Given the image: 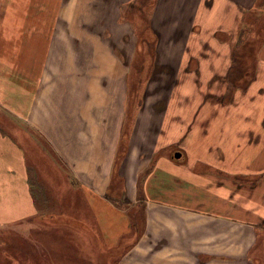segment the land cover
<instances>
[{
    "label": "crops",
    "instance_id": "1",
    "mask_svg": "<svg viewBox=\"0 0 264 264\" xmlns=\"http://www.w3.org/2000/svg\"><path fill=\"white\" fill-rule=\"evenodd\" d=\"M50 1L47 0L48 3ZM132 2L133 0L69 2V9L78 11L77 18L74 19L71 15L68 20L65 17L61 19L65 21L66 32L71 34V42H75L78 53L81 52L79 67L82 72L79 76V96L67 97L66 93H62L66 106L64 114L50 115V109L53 113V108L46 107L47 119L43 112L42 115H35L38 108L42 106L43 109L47 105V102L45 106L36 102L39 88L44 83V73L42 76L40 73L45 62L39 72L36 68L30 70L29 65L26 66L25 63L21 66L25 82H31V85H34L33 90L35 89L32 94L34 97L32 112L29 115H22V121L46 137L54 155L61 159L60 165L68 171L67 175H70L72 185L77 187L73 189V193L80 190L83 193L81 201L75 198L73 205L78 209L77 202H85V209L88 212L82 211L83 206L79 211L75 209L62 211L69 217L73 212H81L82 218L77 226L71 221L68 223L64 220L62 222L68 224L60 226L54 223L52 228L47 226L48 230L30 227L29 221L38 220L43 215L36 193L37 188L35 191L32 179L35 176L31 171V169L36 171L33 167L40 170V163L31 159V153L28 154L24 145L20 146L9 133L0 130V229L17 230L24 235L29 228H33L39 236L38 240L33 239V250L37 246L38 251H46L48 261L52 264L55 263V257L58 260L64 258L76 260L72 261V264H81L79 261L82 256L76 252L77 244L56 239L61 230L63 231L60 233L67 234L69 238L74 237L73 234L81 238L84 234L87 238L86 249L93 251L95 255L101 251L102 256L105 251H115L122 238H127L126 254L117 259L111 257L110 262L106 264H264V231L253 220V216L259 217L264 214V209L260 211L253 201L241 199L238 206L237 204L229 206L236 196L226 187V183L220 182L223 183L221 185L210 183L208 178L200 174L191 176L192 173L184 171L180 163L168 161L172 147L179 142L180 145L183 144L184 138L196 136L198 132L193 128L194 123L207 119L204 116L199 117L201 107L208 100L207 95L202 97L198 92L199 81H196L194 76V64H197L198 72L206 75L204 79L202 74L197 77L203 79L202 87L206 85L208 89L215 88L212 83L216 81L214 75L217 67L211 59L231 57V50L226 52L217 47L218 40L215 35L229 32L231 30L229 23L236 21V15L242 14L241 9H246L247 3L242 4L243 1L239 0L236 13L227 0H156L149 18L151 38L156 43L154 55L156 62L165 71L169 69L171 73L176 74L181 71L184 64L186 67L193 65L191 67L193 72L187 70L186 73L190 76L181 84L182 89L190 91L181 94L193 106L190 111L194 112L192 116L190 114L185 116L183 107L178 105V100L182 97L177 98L175 95L167 100L169 111L166 108L161 109L159 104L164 101L161 100L158 103L156 101L154 106V112L157 114H152L148 109L150 102H147L143 112L137 115L132 129L128 131L127 140L126 137L123 139V136L127 124L130 62H123L117 50L118 46L112 44L114 35L112 28L121 25V12L123 13V9ZM47 7L54 11L57 9L59 18L66 9L62 8L63 2L53 8ZM105 9L107 11L112 9L113 17L117 12L116 20L113 17L111 21L105 20L103 14L99 13ZM209 12H213V17L206 21L205 16ZM39 19L40 17L36 21L37 24ZM51 24L54 29L56 26L54 17ZM130 31L132 40L135 32L132 27ZM53 40L54 37H51L46 58L50 56ZM205 41L208 42L209 48L205 47ZM135 51L133 44V55ZM18 56L28 57L27 50L21 49ZM210 60L213 64L209 63ZM78 73H74L77 74L74 76V82H66L74 85L68 86L64 83L63 89L71 90L77 87ZM177 80L174 85L178 84ZM56 90L59 91L61 88H54L53 96L56 95ZM104 111L107 114L97 115V112ZM220 116L221 114L212 116L211 121L217 119L214 123V133L208 132L204 135L205 138L212 140L231 131L229 118ZM46 120L48 123L52 122L48 128L43 125ZM80 122L85 124L86 129L78 125ZM198 126L201 128L204 125L202 123ZM258 126L262 127L261 124ZM220 127L222 132L218 135ZM223 147L227 160L230 161L231 152H228L225 145ZM223 147H213L203 153H213L212 158H215V154L223 150ZM248 148L240 152L242 160L240 169H233L232 163L225 160L226 157L223 162L214 161L213 164L220 165L218 167L222 171H257L251 156L255 150ZM247 150L251 152H246ZM161 151L164 152L160 158ZM177 153L181 152H175L174 156ZM181 158L182 156L176 159ZM256 158L257 156L253 159ZM194 164V161L187 162V165ZM56 165L57 163L53 164L55 168ZM136 173L144 179L142 182L144 196L139 200L136 194L131 199L130 192L115 188L119 184L124 187L123 181L135 186ZM189 178L190 183L186 184ZM118 181L121 183L117 184ZM198 186L209 198L205 200L194 198L200 195L192 193V189ZM68 190L69 188H65V191ZM115 192L117 194L120 192V195ZM119 196L124 202L132 200L146 204V209L143 210L144 228L142 233L138 234V238L134 237L135 232L133 233L131 229L134 223L131 220L133 216L129 213L130 208L118 202ZM208 199L215 203L211 205ZM184 202L192 203L187 205ZM229 212L231 213L228 214ZM236 214L240 215V218ZM56 215L59 214L55 212L47 214L48 218L60 222L58 218L62 217V214L58 218H55ZM231 227L236 228L237 232L233 234ZM41 233L43 238H40ZM132 236L133 239L130 240L129 237ZM40 239L45 241L41 242ZM89 241H92V245ZM80 248L82 247L79 246L78 249L81 250ZM102 256L100 254L95 256L93 260L95 263L91 261L92 264L99 263Z\"/></svg>",
    "mask_w": 264,
    "mask_h": 264
},
{
    "label": "rangeland",
    "instance_id": "2",
    "mask_svg": "<svg viewBox=\"0 0 264 264\" xmlns=\"http://www.w3.org/2000/svg\"><path fill=\"white\" fill-rule=\"evenodd\" d=\"M227 1L238 13L239 0ZM242 1V4L247 3V8H242V14L236 15V21L229 23L231 30L229 32L216 33L215 35L216 40H218L216 43L217 47L226 52L231 50V57L227 56L219 58V60L217 58L211 59L216 63L217 67L214 75L216 81L212 83L215 88L208 89L206 85L204 88L202 87V80L206 75L198 72V66L196 63L194 64V76L196 81H199L198 92L202 97L207 95L208 100L201 107L199 117L204 116L207 119L194 123L193 128L198 132L196 136L190 139L189 137L184 138L183 144L180 145L179 142L172 147L173 150L168 157V161L180 163L184 171L192 173L191 176L200 174L208 178L210 183H226V187L236 196L229 206L235 204L238 206L240 199L251 200L262 211L264 209V0ZM62 2V8L66 9L65 13L59 18L57 9L54 11L53 9H48L47 6L53 8ZM69 2L71 0H60L59 3L58 0H51L50 3L47 0H0V130L9 133L20 146L21 144L24 145L28 154L29 152L31 153V159L40 163V170L36 167H33L36 171L31 169L35 176L34 178L32 177L35 191L37 188L36 193L39 196V204L41 209H43V215L38 220L28 222V225L30 223L31 225L29 226L34 229L48 230L49 227L52 228L51 226L56 223L64 226L70 221L77 226L82 218L81 212H70L72 215L69 217L68 215L65 216L62 211L77 210V207L73 205L75 204L73 200L76 198L81 201L83 193L81 190L75 194L73 193V189L77 187L72 185L71 177L67 175L69 174L67 173L68 171L63 165H60L62 161L54 155L51 150L52 146L46 137L31 128L27 122L22 121V115H29L32 112L31 105L34 101L32 94L35 91L31 82H25L21 68L24 63L26 66L29 65L30 70L36 68L37 72H39L45 62L40 73L41 76L44 73V83L39 88V92H41H38L39 95L37 96L38 98L36 97V102L42 103L43 106L47 102V105L43 109L42 106L38 108L35 115H42L43 112L46 114L45 117L47 119L46 107L53 108V113H51L52 109H50V115H62L66 108L62 93H66L67 97L79 96V76L82 72L79 67L81 52L78 53L76 43L71 42V34L66 32L65 21L61 19V17L63 19L65 17L68 20L71 15L72 18H77L76 14L78 11L70 10ZM155 4L156 0H133L132 3H129L123 9V13L121 12V25L112 28L114 29L112 44L118 46L117 50L122 61L130 62L127 90V124L125 135L123 136V139L126 137L127 140L129 139L128 131L132 129L137 115L143 112L147 102H150L148 109H150L151 113L157 114L154 112L156 101L158 103L164 100L159 106L161 109H168L167 100L170 96L175 95L177 98L182 97V99L178 100V105L183 107L185 116L188 114L192 116L194 112L190 111L193 106L181 94L182 92L187 93L190 91L186 88L182 89L181 84L190 76L186 73L187 70H191L190 73L193 72L191 69L193 65L186 67L184 64L181 71L176 74L174 72L171 73L169 69L165 71L156 62L154 56L156 43L152 40L149 29V18ZM87 13L89 15L90 10ZM99 13L100 15L103 14L105 20L109 19L111 21L113 17L112 9L108 11L106 9L100 10ZM212 13H207V16H205L206 21L213 17ZM39 17V23L37 24L36 21ZM53 17L56 19L54 29L52 28L53 24H51L53 23ZM116 17L117 12L113 18L116 20ZM42 23L45 25H40ZM131 27L135 32V41L130 39L132 35ZM222 28L224 29V27ZM51 37H54L53 45L49 58H46L51 45ZM133 44H135L136 48L134 55ZM208 45V42L205 41V47L209 48ZM21 49L27 50L28 57L18 56ZM88 60L90 61V58ZM211 60L209 63L213 64ZM74 73L79 74L76 77L77 87L71 90L63 89L64 83L68 86L74 85L66 83L67 81L74 82V76L77 75ZM200 74H202L203 79L197 78L200 77ZM176 80L178 84L174 85ZM56 87L58 89L61 88V90H56V95L53 96L52 91ZM104 114L107 113L105 111L104 113L97 112L99 116ZM219 114H221L220 117H227L231 120L229 140H231L232 134L235 133L238 139L245 140V145L249 147L248 149L255 150V153L251 156L253 158L257 156L256 159L252 158V162L256 164L257 171H222L218 167L220 165L217 164L218 166H215L213 164L214 161L217 163L223 162L227 156L221 143L222 136L215 137L212 140L204 137L208 132L210 134L214 133V123L217 119L214 121H211V119ZM209 116H211L210 119ZM45 122L42 123L46 128L52 124V122L48 123L47 120ZM202 123L204 126L199 128L198 124ZM258 124H261L262 127L260 128ZM78 125L86 129L83 122L78 123ZM219 132H222V127L218 131V135L221 134ZM219 146L223 147V150L216 153L215 158H212L213 153H203L205 150L209 151L213 147ZM225 146L228 152H231L229 154L230 160L234 161L232 168L240 169L241 154H238L235 149H240L241 146H232V144H225ZM215 151L218 152L217 150ZM163 152L161 151L160 158L163 157ZM175 152L182 153L181 160L176 159L174 156ZM246 152L251 151L247 150ZM247 154L250 156L249 153ZM225 160L227 161V157ZM193 161L195 162L194 166L187 165V162L191 163ZM208 161L212 162L208 163ZM55 163H57L56 168L53 166ZM143 180V177H139L136 173L135 186L123 181L124 187L119 184L115 188L116 190L120 188L123 192H130L131 196L130 194L129 196L131 199L134 198V194L137 195V200L143 199ZM190 180V178L187 179L185 183H190ZM118 183L121 182L118 181ZM65 188H69V190L65 191ZM75 190L77 191V189ZM115 193L117 194V192ZM192 193L200 194L195 196V199L205 200L209 198L199 186L192 189ZM117 195H120V192ZM119 198L118 202L121 205L130 208L129 213L133 216L131 220L134 223L131 225V229H133V233L135 232L134 237L138 238V234L142 233L144 228L143 210L145 211L146 204L144 202H133L130 199L129 202H124L123 198L120 196ZM208 200L211 205L215 203L211 199ZM184 203L191 205L192 202ZM77 204L78 211L83 206L82 211L88 212L85 209V202H77ZM53 212L59 215L62 214V217H59V215L55 216V218L59 217L60 222L48 218L47 214H53ZM233 216L234 214L231 215V217ZM238 218H240V215ZM64 220L68 223L62 222ZM253 220L264 231V214L259 217L253 216ZM33 228H29L24 232V235L17 230L0 229V264H52L48 261L49 258L46 251H38L37 246L33 250V239L38 240L37 238H39ZM57 230L60 231V229ZM230 230L233 234L237 232L234 227H231ZM60 232L57 234L58 237L56 239L60 238L61 240L77 244L76 252L77 254L81 253L82 259L79 261L81 264H92L91 261L95 259V256L99 254L102 256L101 251H98L97 255H95L93 251L86 249L87 238L84 234H82L81 238L76 234H73L74 237L69 238L67 234ZM40 238H43L42 233ZM129 239L132 240L133 236L129 237ZM40 241L45 240L40 239ZM126 241L127 238H122L115 251H105L97 264L109 263L111 257L114 259L123 257L128 250V245L125 246ZM220 241H223V239H220ZM91 242L89 241L90 245H92ZM79 246L82 247L80 248L81 250L78 249ZM70 252H73V250H70ZM34 253L37 257L34 256ZM54 261V264H72V261L76 260H68L66 258L58 260L55 257ZM93 262L95 263V261Z\"/></svg>",
    "mask_w": 264,
    "mask_h": 264
},
{
    "label": "bare ground",
    "instance_id": "3",
    "mask_svg": "<svg viewBox=\"0 0 264 264\" xmlns=\"http://www.w3.org/2000/svg\"><path fill=\"white\" fill-rule=\"evenodd\" d=\"M231 120L229 119L228 120V124L231 126L230 124ZM231 135V131L230 132H226L225 134H222V139H221V142H222V145H225V144H232V146H237L239 147V145L241 146V148L239 149H235L236 152H238V154L243 151L244 149L247 148V146L245 145L246 142L245 140H242V139H238L236 136H235V133L232 134L231 136V140H229V137ZM182 156V155H181ZM227 162H231L232 163V166H233V162L232 160H227Z\"/></svg>",
    "mask_w": 264,
    "mask_h": 264
},
{
    "label": "water",
    "instance_id": "4",
    "mask_svg": "<svg viewBox=\"0 0 264 264\" xmlns=\"http://www.w3.org/2000/svg\"><path fill=\"white\" fill-rule=\"evenodd\" d=\"M175 157L176 158H180L181 157V153H177Z\"/></svg>",
    "mask_w": 264,
    "mask_h": 264
},
{
    "label": "trees",
    "instance_id": "5",
    "mask_svg": "<svg viewBox=\"0 0 264 264\" xmlns=\"http://www.w3.org/2000/svg\"><path fill=\"white\" fill-rule=\"evenodd\" d=\"M143 1H146V0H143ZM78 210V209H77Z\"/></svg>",
    "mask_w": 264,
    "mask_h": 264
}]
</instances>
